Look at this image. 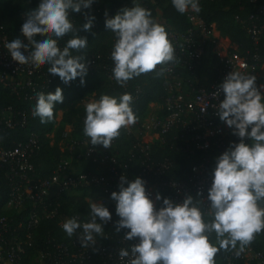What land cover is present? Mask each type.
I'll use <instances>...</instances> for the list:
<instances>
[{
  "label": "clouds",
  "instance_id": "clouds-1",
  "mask_svg": "<svg viewBox=\"0 0 264 264\" xmlns=\"http://www.w3.org/2000/svg\"><path fill=\"white\" fill-rule=\"evenodd\" d=\"M95 2L39 0L36 8L24 13L20 34L3 47L17 65H47L48 74L62 83L79 78L83 85L88 62L85 56L73 52L85 49L88 39L78 35L69 17L90 9ZM171 4L180 14L201 11L199 0H171ZM133 5L111 18L105 13L104 25L114 41L110 51L112 78L121 87L175 60L164 26L136 0ZM82 14L86 22L81 30L90 32L95 17ZM69 33L72 38L61 48L59 40ZM221 93L224 98L214 105L215 113L237 139L215 158L207 190V211L200 206L202 199L194 200L192 195L175 201L162 198L157 192L153 200L140 177L129 181L122 175L119 190L111 193L118 217L115 232L124 230L125 240L136 241L129 249L119 251V258H127V264H215L218 251L237 249L239 245V255L255 235L264 231V84L257 86L256 77L250 73L231 71L213 96ZM35 98L32 115L41 124L53 120L55 106L64 99L60 87L54 93L36 92ZM132 103V95L125 92L119 96L102 94L84 104L83 135L91 146L108 149L122 128L136 122ZM196 196L201 197V193ZM88 208L86 220L72 216L61 224L65 234L69 238L75 236L81 247L95 245L112 220V213L103 202L91 200Z\"/></svg>",
  "mask_w": 264,
  "mask_h": 264
},
{
  "label": "built area",
  "instance_id": "built-area-1",
  "mask_svg": "<svg viewBox=\"0 0 264 264\" xmlns=\"http://www.w3.org/2000/svg\"><path fill=\"white\" fill-rule=\"evenodd\" d=\"M120 1L123 6L127 5L124 0ZM259 2L260 0H249L252 9L245 16L235 17L236 23L243 27L255 47L264 40V4ZM94 7L97 8L95 14L100 17L94 21V30L103 26L106 12L109 18L119 12L118 9L112 10L108 6L93 3L90 9H83L82 13L92 15L91 9ZM82 13L70 15L73 25L76 20L86 22ZM185 14L190 24L185 32L172 29L166 31L167 39L174 48L175 60L157 67L163 69L166 83V97L163 104L158 106L165 114L160 117L157 113H152L147 127L162 143L167 141L168 136L184 143V153L191 149L208 150L213 140L220 142L231 134L232 130L215 113L214 105L223 100V93L218 97L213 96L228 73H250L256 77L257 86L264 84V64L258 51L242 54L238 45L231 43L218 32L215 24L207 25L198 13L191 10ZM8 41L9 38L0 27V85L16 95L26 89L36 93L40 87L50 85L56 76L42 72L46 65H17L11 60L3 47ZM211 46L221 66L215 79L209 81L206 78L205 82L208 84H203L197 80L196 72ZM111 48L106 55L97 54L90 58L87 73L95 72L104 63L109 80L115 82L112 78ZM34 77L43 78V84ZM18 115L20 117H17L12 107L0 112V133L7 134L10 130L21 132V138L12 141L11 147L6 148L0 143V199L3 193H7L5 210L18 212L26 205H30L31 209L27 217L18 222L7 217L0 218V264H26L28 249L37 250L29 264H127V258L124 261L119 258V251L129 249L136 241L125 240L124 235L113 238L102 233L103 238H99L95 245L81 247L75 236L69 238L62 230V238L48 237L43 246L34 247L35 229L43 220L57 216L53 199L91 189H100L105 196H111L113 191L119 190L120 177L127 176L128 167L119 161L115 139L108 149L101 145L91 146L89 138H74L71 127L66 126L61 134L55 129L48 135L50 145H56L66 157L55 166L51 175L39 177L33 164V159L41 151L39 134L32 130L24 114ZM144 129L146 127L143 125L136 129L133 124L125 130L129 136L136 138L133 151L138 152L143 164H146L137 177L145 181L148 194L153 200L157 192L163 198L158 190L161 187L170 192L169 199L182 201L186 195H197L199 192L201 197L197 196L198 200L202 199L200 206L207 211V190L211 184L207 163L194 167L188 182L169 180L151 184L150 173L154 170L164 173L172 166V162L165 159L155 167L150 165L152 142L141 134ZM83 159H91L94 165L91 171L73 172L72 169L76 167L73 162ZM105 168H108V172L104 171ZM97 201L106 203L105 200ZM79 219L84 221L81 217ZM62 223L59 224L60 228ZM238 248L239 245L237 249H231L226 264H264V253L256 252L251 245H247L237 255Z\"/></svg>",
  "mask_w": 264,
  "mask_h": 264
},
{
  "label": "trees",
  "instance_id": "trees-1",
  "mask_svg": "<svg viewBox=\"0 0 264 264\" xmlns=\"http://www.w3.org/2000/svg\"><path fill=\"white\" fill-rule=\"evenodd\" d=\"M136 2L148 9L152 13V18L162 26L165 30H175L177 32H185L190 24L186 14L178 13L172 6L171 0H136ZM39 0H0V27L3 28V33L9 38H16L20 34V28L24 22V13L30 9L38 6ZM98 5L108 6L110 9H118L133 7V0H124L126 6L120 0H96ZM259 4H264V0H260ZM201 11L198 13L199 17L207 24H215L218 32L233 44L238 45L242 54L250 51L255 53L258 51L263 59L264 64V40L258 46H254L251 39L248 37L246 31L241 25L236 23V16H245L252 8L249 0H199ZM94 7L91 9L92 16L99 19V15L95 14ZM71 17V16H70ZM69 17V18H70ZM85 22L76 20L74 27L78 29L79 36H85L88 39V45L80 52H73V55H83L88 62L92 56L97 54L106 55L112 47L113 35L108 32L105 25L100 29H91L90 32L82 31V25ZM72 38L69 33L59 40V46L62 48L65 42ZM23 39V37H21ZM221 64L215 53L213 46L204 55L201 65L196 72V78L203 84H208L205 79L212 81L217 76V70ZM47 65L43 68L42 72L47 73ZM158 67V66H157ZM264 75V74H263ZM36 79V77H34ZM40 84H43V78H37ZM85 83L81 85L80 79L77 78L68 84H64L56 77L48 86H43L37 92H55L57 87L62 89L63 102L54 108V117L51 122L41 124L38 117H33L32 109L35 105V93L30 89H26L16 95L11 90L3 88L0 85V112L13 108L17 117L18 113L24 114L27 117L29 124L33 131L39 134L41 144V151L37 157L33 159V164L36 168L39 177H48L55 166L66 157L56 145H50V135L55 129L57 133L61 134L66 126L71 127L72 136L74 138L83 139V120L85 118L84 106L69 108L62 116L61 122L57 123V113L61 110L68 108L74 103L80 102L85 98L98 99L100 95L107 94L110 96H119L125 92L130 93L133 97L131 105L135 116L137 117L134 123L136 129L143 125V121L148 117L150 105L155 104L161 106L166 97V83L163 73L160 68H156L153 72L142 74L139 77L129 80L124 87H121L108 78V73L105 64L101 63L98 69L93 73H87L84 78ZM157 114L160 117L164 116L163 110H159ZM21 138V132L10 130L7 134L0 133V143L6 148L11 147L12 141H17ZM237 138L232 134L226 136L223 140L218 142L213 140L208 150L191 149L189 152H183L186 146L179 140H173L172 137H167V141L162 143L156 140L152 143V153L150 165L155 167L158 163L169 159L172 166L164 173H157L156 170L152 171L149 175L151 184H158L165 181L188 182L192 176L193 168L203 163H207L209 175L211 176L212 169L215 166V158L223 153L228 147L229 143L235 141ZM117 144L119 161L125 163L128 167L127 177L129 181L135 179L139 172L146 166L143 164V159L138 152L133 151V144L136 141L134 136H129L125 129L120 130V135L115 138ZM135 154V156L133 155ZM73 165L76 169L89 173L94 166L91 159H83L82 161H74ZM108 172V168L104 169ZM127 186V185H126ZM163 198H169L170 192L168 190L158 189ZM194 200L198 197L194 193H190ZM88 200H105L107 203L104 205L112 213V220L105 225L103 232L108 237H116L124 235V230L120 233L115 232V221L118 217L114 212V203L110 196H105L100 189L80 190L73 194L60 195L53 199V208L57 210V216L52 219L43 220L33 233L34 247L37 245L43 246L48 237H63V231L60 228V222H64L66 218L72 216H79L83 220L87 219L88 214ZM7 201V193H3L0 199V218L7 217L14 219L16 222L25 219L31 209L30 205H26L20 211L5 210L4 206ZM159 207V203L157 204ZM214 239V236H213ZM256 252L264 253V231L255 235L253 241L249 244ZM36 249H28L26 264L34 257ZM231 248L227 250H220L214 257L215 264H226L230 256Z\"/></svg>",
  "mask_w": 264,
  "mask_h": 264
},
{
  "label": "rangeland",
  "instance_id": "rangeland-1",
  "mask_svg": "<svg viewBox=\"0 0 264 264\" xmlns=\"http://www.w3.org/2000/svg\"><path fill=\"white\" fill-rule=\"evenodd\" d=\"M93 101L92 98H85L84 100L80 101V102H77V103H74V105H70L68 108L64 109V110H61L57 113V122H59L61 119H62V116L63 114L69 109V108H72V107H78V106H84L85 103L87 102H91ZM154 112H157V110H155V108L151 107L150 110H149V113H148V117H146V119L143 121V126L146 127V129H144V132H142L141 134L145 137L146 140H149L151 141L152 143L155 142L157 140V136L152 134L149 129H147V127L149 126V120H150V117L152 113ZM142 128V126L140 127ZM139 132V130H137ZM94 202H99V201H94ZM101 202V201H100ZM114 204L115 202L112 201ZM107 203V202H106ZM159 202H157L158 204ZM104 204V203H103Z\"/></svg>",
  "mask_w": 264,
  "mask_h": 264
},
{
  "label": "crops",
  "instance_id": "crops-1",
  "mask_svg": "<svg viewBox=\"0 0 264 264\" xmlns=\"http://www.w3.org/2000/svg\"><path fill=\"white\" fill-rule=\"evenodd\" d=\"M151 107L155 108V110H157V112L159 111V107H158L157 105H155V104H151V105H150V108H151ZM157 112H154V113H157ZM72 171H73V172H77L78 170H77L76 167H75V168L72 169ZM90 201H91V200H88V202H90ZM92 201L94 202V201H97V200H92Z\"/></svg>",
  "mask_w": 264,
  "mask_h": 264
}]
</instances>
